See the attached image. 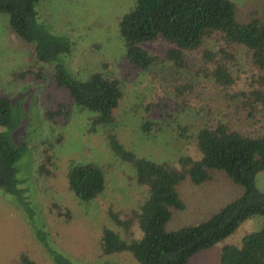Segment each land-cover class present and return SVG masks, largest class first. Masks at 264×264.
Returning a JSON list of instances; mask_svg holds the SVG:
<instances>
[{"label": "trees", "instance_id": "obj_1", "mask_svg": "<svg viewBox=\"0 0 264 264\" xmlns=\"http://www.w3.org/2000/svg\"><path fill=\"white\" fill-rule=\"evenodd\" d=\"M262 1L260 5L243 9L236 0H134L133 7L118 21L125 45L120 77L103 69H96L84 78L72 74L61 55L70 53L73 43L67 36L49 30L39 19L38 0H0V13L7 15L9 31L31 48L30 62L49 64V76L54 86L66 93V100L55 102V109L45 110L50 125L54 129L65 126L72 108L77 106L94 112L90 117V128L95 130L98 125L115 121L114 109L123 97L124 82L133 74L144 72L152 79L169 82L168 85L170 82L176 85L183 76L186 78L175 86V96L169 92L159 96L158 100L142 102L145 110L159 111L161 116L172 117L178 108L186 110L188 98L183 97L200 83L201 76L224 89L234 83L239 49L244 50L245 60L257 71L250 75L253 77L248 80V88L229 95L247 109L249 116L262 114ZM157 38L169 44L162 48L161 53H153L144 45ZM212 40L216 48L208 46ZM194 52L200 54L198 59L201 62L190 59ZM31 75L45 76L41 67L34 70L31 62L26 68L14 69L10 77L18 81ZM15 105L9 95L0 94V189L25 209L31 230L48 252L51 264H84L57 249L44 225L36 222L35 210L22 186L27 178L18 175L17 161L29 151L30 145L12 135L24 118L23 110ZM141 127L144 133L150 134L153 127L158 126L154 119L148 118ZM178 128L184 136L187 127L178 125ZM106 138L114 153L134 165L135 179L146 186L147 195L138 206L129 210L126 218H122L119 211L110 212L111 219L122 231L102 227L98 239L100 255L129 251L138 264H188L193 254L223 240L246 218L264 216V190L256 184L257 173L264 170V124L258 134L242 131L223 119L201 125L195 134L199 155L179 154L176 161L160 162L137 156L125 148L117 134L109 129ZM61 141L62 135L45 140L43 159L38 167L40 174H54V144ZM213 169L224 171L239 184L242 187L240 194L207 219L173 230L166 229L172 209H181L185 205L179 186L187 180L197 185L209 181L213 177ZM66 177L69 188L82 201L94 199L106 185L104 169L93 162L71 163ZM53 205L62 208L59 202L54 201ZM64 215L68 217L69 212H64ZM134 220H138L142 235L127 238L126 233ZM16 263L39 264L25 250L19 252ZM219 263L264 264V222L258 229L245 233L239 244L224 243L219 252ZM88 264H109V261Z\"/></svg>", "mask_w": 264, "mask_h": 264}, {"label": "rangeland", "instance_id": "obj_2", "mask_svg": "<svg viewBox=\"0 0 264 264\" xmlns=\"http://www.w3.org/2000/svg\"><path fill=\"white\" fill-rule=\"evenodd\" d=\"M236 2L247 9L263 1ZM133 3L134 0H38L36 8L39 19L49 30L72 41L71 52L61 55L72 74L84 78L96 69H103L120 77L125 45L118 21L124 12L133 7ZM144 45L153 53H161L164 46H169L162 38ZM208 46L216 48L215 41L208 42ZM30 52L31 48L9 31L7 15L0 13V94L9 95L15 107L23 110L22 124L12 135L30 145L29 151L17 161L18 175L27 178L22 186L35 210L36 222L44 225L51 243L81 263L109 261V264H138L129 251L100 255L98 250L103 226L122 231L111 219L110 212L119 211L120 216L126 218L129 210L138 206L147 195L146 186L135 179L134 165L119 157L109 146L107 129L114 131L124 147L137 156L160 162L176 161L179 154L186 153L197 157L200 153L195 142L198 127L218 119L229 121L232 126L247 133L258 134L263 130L264 112L251 117L247 109L229 95L248 88V80L253 77L250 75L257 71L245 60L244 50L237 51L239 63L234 66L235 81L231 86L224 89L201 76L199 84L190 92L186 90L187 94L183 97L188 98L186 110L178 108L172 117L161 116L159 111H147L143 103L158 100L159 96L169 92L172 97L175 96V86L186 78L183 76L176 85L174 82L168 85L169 82L162 83L144 72L133 74L124 82L123 97L114 109L115 121L98 125L95 130L90 128V117L94 112L77 106L72 108L65 126L54 129L50 125L45 110L55 109L56 101L67 98L64 91L54 86L49 76L51 66L31 61L32 68L41 67L45 76L31 75L18 81L10 77L14 69L31 64ZM199 57L197 52L190 54V59L196 63L201 62ZM173 107L176 108L174 104ZM148 118L154 119L158 126L153 127L150 134L144 133L141 127V123ZM178 125L187 127L184 136H181ZM54 135H62V141L54 144V174H40L38 167L43 159L44 142ZM84 162L101 166L106 178L104 190L89 201L78 198L69 188L66 177L71 163ZM256 184L264 190V170L257 173ZM179 188L185 205L181 209H172L166 223L168 230L207 219L242 190L224 171L217 169H213V177L209 181L197 185L187 180ZM54 201L59 202L62 208L55 207ZM67 211L68 217L64 215ZM263 222L264 216L261 215L246 218L223 240L193 254L188 264H220L219 252L224 243L239 244L245 233L258 229ZM141 235L138 220L132 221L126 237L139 238ZM21 250L27 251L39 264H51L48 252L31 230L25 209L0 189V264H17Z\"/></svg>", "mask_w": 264, "mask_h": 264}]
</instances>
